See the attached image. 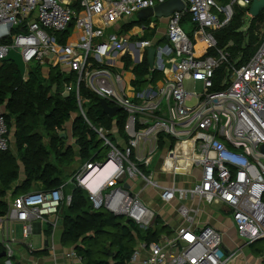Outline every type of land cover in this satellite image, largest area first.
Returning <instances> with one entry per match:
<instances>
[{"label": "built area", "instance_id": "2783aa9c", "mask_svg": "<svg viewBox=\"0 0 264 264\" xmlns=\"http://www.w3.org/2000/svg\"><path fill=\"white\" fill-rule=\"evenodd\" d=\"M163 1L0 0V63L9 51H17L24 63V81L31 66L47 67L62 77L53 89L61 96H75L79 114L107 149L104 160L87 162L73 175L92 210L103 208L139 228L150 227L156 214L135 191L143 184L158 190L164 203L201 199L225 208L237 236L246 243L264 239V23L255 33L257 48L238 65L237 59H230L231 43L218 47L214 34L230 21L234 8L244 9V20L251 19L252 0H181L183 9L163 19L160 34L154 22L126 28L140 9ZM186 16L192 24L189 34L181 26ZM145 32L153 34L143 38ZM148 48H154L148 69L160 77L153 80L149 73L137 84L133 67L146 59ZM82 89L118 108L111 130L89 123ZM3 112L0 106V151L9 147ZM119 112L125 117L122 134L115 127ZM71 120L58 129L59 136L68 139ZM187 139L196 157L190 158L188 170L177 173L179 161L166 162L165 156ZM158 153L156 172L174 180L197 168L195 183L179 187L154 179L150 167ZM64 200L68 204L70 195L64 199L61 188L19 195L2 220L22 223L27 236L33 222L52 216L54 225ZM177 213L182 222L157 241H142L126 264L231 262L235 252L226 253L219 230L198 223L197 210L180 203ZM3 246L4 264H12L13 249L9 243Z\"/></svg>", "mask_w": 264, "mask_h": 264}, {"label": "trees", "instance_id": "16d2710c", "mask_svg": "<svg viewBox=\"0 0 264 264\" xmlns=\"http://www.w3.org/2000/svg\"><path fill=\"white\" fill-rule=\"evenodd\" d=\"M244 13V9L234 8L230 21L214 34L218 47L231 43L227 46L230 59H237L238 65L245 62L257 48L258 37L255 33L264 23V11H261L242 30ZM137 23L140 21L132 20L126 28L131 29ZM152 34L145 32L143 38ZM125 62L126 65L130 64L128 57ZM148 68L146 59L133 67L135 83H144L149 73L153 80L160 77V73L150 72ZM61 81V75L55 70H50L48 78H43L40 66H31L24 81L13 62L0 63V106L4 108L8 135L12 133L14 143V152L9 147L0 151V219L7 212L8 204L4 198L8 191L17 197L37 190L61 188L64 199L70 195L69 203L66 204L64 200L59 208L63 246L76 245L75 252L83 264H126L133 252L135 236L149 243L171 231L164 223L142 231L132 221L126 222L122 215H113L103 208L91 209L87 193L74 183L73 175L83 164L99 160L100 152L105 148L79 114L75 96H61L58 91H52L53 85L58 87ZM81 97L88 99L83 109L89 123L111 130L113 119L102 112L99 98L84 89L81 90ZM124 119L122 112L115 117V127L121 134ZM70 120L71 136L75 139L71 145L67 144L66 137L59 136L57 132ZM161 138L159 148L163 145ZM74 163L78 167L75 168ZM261 200L264 202V194ZM158 219L156 216L153 224H157ZM2 251L4 246L0 243V253ZM0 264H4V257H0ZM12 264L20 263L12 261Z\"/></svg>", "mask_w": 264, "mask_h": 264}, {"label": "crops", "instance_id": "0c3cea01", "mask_svg": "<svg viewBox=\"0 0 264 264\" xmlns=\"http://www.w3.org/2000/svg\"><path fill=\"white\" fill-rule=\"evenodd\" d=\"M48 73L47 67H41V74L43 77H46L45 75ZM124 75L125 77H129L128 72ZM73 141H75V139H73L72 142ZM67 144L71 145V142L68 143V139ZM72 144H74V142ZM176 147L180 148V153L176 156V160L179 161V164L175 167L177 168L175 171H177V173H183L182 168L188 170L190 158H192L189 154V144L182 141L178 142ZM172 151L173 150H171V152ZM170 159L168 152L165 156V160L166 162H172ZM75 160H78V158ZM73 166H75V168L78 167L77 163H74ZM165 168L166 166H164V169ZM178 177L179 176L175 177L173 180L170 176L168 178L160 174V178L157 179L164 185L175 183V185L179 187H190L195 183L194 180L184 185L178 182ZM69 185L70 183L68 186ZM141 185V190L138 188V185L135 186V191L139 192L141 201L148 208L152 209L154 212L157 211V213L162 216L164 223L169 226L170 231H173L182 222L181 217L177 213V208L180 203H184L186 207L197 210V220L199 224H209L222 233L223 248L226 253L231 254L235 252L229 264H264V239H258L251 243H246L245 240L239 239L229 212H227L225 208L212 207V205H208L201 199L179 201L175 198L169 203H164L159 198L158 190L150 186ZM13 198L15 197L12 196V191H8L4 200L9 204ZM218 209L222 210L226 215L223 216L218 213ZM52 220L53 219H48L46 222H33L31 231L27 236L23 235L22 223L1 220L0 243H9L11 245L13 249V262L20 264H83L81 259H77L78 255L75 252L76 245L63 246L61 243L62 226H57L55 223L53 225L51 223ZM16 223L21 224L20 236L18 237L15 236L16 229H14V226ZM135 239L133 250L142 242L138 240L136 236ZM32 251H42L43 253L33 254ZM72 252H74V254H72Z\"/></svg>", "mask_w": 264, "mask_h": 264}, {"label": "water", "instance_id": "95a60500", "mask_svg": "<svg viewBox=\"0 0 264 264\" xmlns=\"http://www.w3.org/2000/svg\"><path fill=\"white\" fill-rule=\"evenodd\" d=\"M183 9V3L181 0H165L162 3L154 6L153 8H144L140 9L136 13V22H139L142 19L148 18L150 16H157L161 18L168 17L173 11H180ZM261 11H264V0H252L251 5L249 7V14L252 18H255L259 15ZM167 40V38H165ZM146 59L148 62V67L152 68L153 66V55H154V48H148L147 50ZM3 61H11L14 63L16 68L19 71V74L22 75L24 73V63L21 59L20 54L17 51H9ZM99 104L101 106L102 112L107 114L110 118L115 116L118 111L117 107H110L107 102L100 98ZM261 149L264 150V145L261 146ZM125 188L128 187L127 184L123 185ZM61 210L59 209L56 219L55 225L61 226ZM129 219H126L128 222ZM0 257H5V251L0 253Z\"/></svg>", "mask_w": 264, "mask_h": 264}, {"label": "rangeland", "instance_id": "374dc122", "mask_svg": "<svg viewBox=\"0 0 264 264\" xmlns=\"http://www.w3.org/2000/svg\"><path fill=\"white\" fill-rule=\"evenodd\" d=\"M163 19L164 18H161V17H157V16H150V17H148V18H145V19H142V20H140V23H137L135 26H138V25H146L148 22H154L156 25H157V27H156V31H157V33L158 34H160L162 31H163V29H164V21H163ZM249 21H250V19H248V18H246L245 20H244V25L243 26H245L246 27V25L249 23ZM181 26L183 27V29L189 34L191 31H192V24L189 22V16H186V17H184L183 19H182V21H181ZM261 26V25H260ZM243 28V27H242ZM108 31H110V32H112V30H108ZM43 77V76H42ZM43 78H45V77H43ZM46 79V78H45ZM199 87H200V85H199V83H196V85H195V91H197V92H199ZM52 91L53 92H56L54 89H52ZM68 123H70V121L68 122ZM67 126H68V124H67ZM67 137H68V143L69 142H71V144L73 143L72 142V136H71V132L68 130V133H67ZM110 138H111V136H110ZM112 141H114L113 139H112ZM9 142H10V145H9V148L11 149V151L12 152H14V146H13V137H12V133H10V135H9ZM106 152H107V149H103V150H101V152H100V157H99V161H101V160H104V158H105V155H106ZM160 156H161V154L160 153H158L157 155H156V157H155V159H154V161H153V164L151 165V167H150V169H151V171H153V173H154V179H157V178H160V174H158V172H156V167H155V165H156V162L159 160V158H160ZM72 167V166H71ZM167 166H166V168H165V170H167ZM20 177H22V169L20 170ZM197 177H198V173H197V168H194L193 169V171H192V173L190 174V175H185V176H179L177 179H178V182H180V183H183L184 185L186 184V183H188V182H192V181H194V180H196L197 179ZM138 188L141 190V188H142V185L140 184L139 186H138ZM148 189V188H147ZM213 207V206H212ZM152 208V207H151ZM217 209V208H216ZM217 212L218 213H220L221 215H223V216H225L226 215V213H224L222 210H217ZM155 214H156V216H158L159 218H160V220L157 222V224L156 223H154V224H152L150 227H148V228H154V227H157V226H160L162 223H164V220H163V218H162V216L159 214V213H157V211H155ZM48 219H53V217L51 216V217H48ZM165 224V223H164ZM14 229H16L15 230V236L16 237H18V236H20V229H21V224H19V223H16L15 224V226H14ZM139 229H141L142 231L143 230H145V229H142V228H139ZM239 239H242L241 237H238Z\"/></svg>", "mask_w": 264, "mask_h": 264}, {"label": "bare ground", "instance_id": "6f19581e", "mask_svg": "<svg viewBox=\"0 0 264 264\" xmlns=\"http://www.w3.org/2000/svg\"><path fill=\"white\" fill-rule=\"evenodd\" d=\"M198 45H200V44H198ZM179 142H182V141H179ZM183 142H187L189 144V154L192 158H195L196 154L194 156L192 154V147H193L192 141L187 139ZM179 153H180V148L176 147V145H175V148L173 149V151L172 152L169 151V158H171L170 160H172V162L175 161L176 156L179 155Z\"/></svg>", "mask_w": 264, "mask_h": 264}]
</instances>
